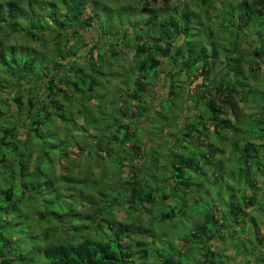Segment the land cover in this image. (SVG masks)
I'll list each match as a JSON object with an SVG mask.
<instances>
[{"label":"trees","instance_id":"obj_1","mask_svg":"<svg viewBox=\"0 0 264 264\" xmlns=\"http://www.w3.org/2000/svg\"><path fill=\"white\" fill-rule=\"evenodd\" d=\"M59 1L0 0V264H264V89L256 87L264 78L257 61L264 56V0H219L218 10L215 0H191L183 2L178 16L169 0H126L131 3L126 5L98 0L102 10L142 8L146 15L130 16L127 24H139L141 30L132 27L131 40L119 38L121 47L132 50L129 67L136 74L131 87L125 81L112 96L97 93L95 98L96 78L107 70L116 73L107 58L115 61L118 51L106 44L92 56L95 44L86 40L80 45H87L85 53L77 55L81 47L70 51V37L91 26L95 17H81V0ZM210 10L217 22L210 20ZM200 26L216 35L209 50L194 38ZM159 57L168 67L160 66ZM156 67L167 87L163 99L174 108L184 102L176 98L187 95L197 108L191 114L198 116L200 128L184 121L189 117L184 109L179 127L178 110L174 122L155 128L158 109H151L146 98V79L157 75ZM181 71L189 81L200 77L193 88L198 98L192 92L184 95ZM93 98L100 113L110 117L98 120L91 113L90 122L83 117L80 126L93 144L76 145L74 139L81 143L82 137L70 130L79 125L67 115H81L80 104ZM248 98L262 100L254 102L255 111L244 113L238 102ZM144 132L172 136L174 143L146 142ZM207 135L219 144L209 140L203 153L198 145ZM257 136L261 140H254ZM73 144L77 154L67 148ZM216 152H222L231 177L236 176L234 187L229 183L230 192L218 198V207L197 210L187 231L168 232L167 247L160 249L155 237L161 231L154 232L151 217L164 221L174 205L156 214L157 203L186 193L188 169L199 168L201 157ZM46 201L64 203L66 209L51 210ZM182 203L177 212L184 216ZM116 209L124 212L121 218ZM76 215L79 221L73 223ZM163 225L160 230L171 223ZM246 229L248 236L242 237Z\"/></svg>","mask_w":264,"mask_h":264},{"label":"rangeland","instance_id":"obj_2","mask_svg":"<svg viewBox=\"0 0 264 264\" xmlns=\"http://www.w3.org/2000/svg\"><path fill=\"white\" fill-rule=\"evenodd\" d=\"M58 2V5L60 3L59 0H56ZM82 3L81 5V17L83 15H87L88 14H92L93 17H95L94 22L91 23V26H87L86 28L83 29V32L81 31V29H79L78 34L76 33V36H74L73 38L70 37V43L69 46L67 47L70 51L75 52L76 48L81 47V50L78 52L79 54L77 55H81L83 53L86 52L87 50V45H81V41L82 40H86L88 41V43L91 44H95V49L92 50V56H94L95 54V50L97 51H101L104 49V47L106 46V44H109L110 49L112 48V50L118 51L117 56L115 57L116 60L113 61L112 59L107 58V60L113 62L112 66L114 68V71L116 70V73L114 74H110L109 70L106 71L107 75H99L96 80L97 83L93 85L92 88V97H96L97 93H103L105 95V97L108 96H112V91L115 90L116 88H118V86L124 87L125 81L128 84V87H131L132 85V75L136 74V72H134V69H132L133 67H129L130 64L132 63L131 57H132V50L129 47H121V41L120 39H124V40H131L134 36H135V32L138 31L140 32L141 28L139 26V24H134V25H128V19L130 18V16L134 17L132 19L136 20L137 17L135 16H139V17H145L146 12L144 9L140 8V9H131V8H127L128 12H129V16L128 14H125V12L127 10H124L126 8H123V10L121 8H117L113 7L109 8L108 10L105 9V7L101 8L102 4L100 2H98V0H95L94 2H92V0H81ZM123 4L122 5H126V3L128 1L126 0H122ZM191 0H169V4L173 5L176 4V6L174 7L175 9H173L171 12H173V14H176L178 16V12L180 10V8L183 5V2H187V4H189ZM35 4L36 1H33ZM102 2V1H101ZM131 2V1H130ZM224 2H227L226 0ZM234 2V1H233ZM129 3V2H128ZM160 3V2H158ZM112 2L109 1L107 2V5L111 6ZM114 4V3H113ZM131 4V3H129ZM224 5H226V3H223ZM221 2L219 0H215L214 1V6L215 8L217 7L218 9H222L221 6ZM223 5V6H224ZM190 6V5H189ZM47 7V6H46ZM121 9V11L119 10ZM201 14V8L198 9ZM222 15L225 14V11H221ZM210 14V20L212 22H217V17L216 15H214V11L210 10L209 11ZM78 20L82 21L80 17H78ZM139 20V19H138ZM220 20V19H219ZM89 21V19H88ZM134 27V30H132L131 28ZM129 29V32L126 33V30ZM195 30H197L198 35L199 36H195V39H200L203 40L202 43L205 44L208 47V50L211 47V42L213 41V38L216 37L213 35H210L208 33V29L205 27H199L198 28H194ZM132 30V31H131ZM113 31H117V33L113 32ZM82 33H84V35H82ZM210 35V36H208ZM83 37V38H82ZM188 39V37H187ZM238 39V38H236ZM218 40V39H217ZM176 43L178 41H175ZM200 43V44H202ZM187 44V42H186ZM189 44V43H188ZM199 44V45H200ZM119 49V50H118ZM77 55H75L74 57L76 58ZM86 55V54H84ZM161 58V63L160 66L165 68L168 67V65H166L165 63V59L162 57ZM81 59V58H80ZM79 60V59H78ZM106 60V61H107ZM80 63L81 60H79ZM258 65H259V72H261L262 70H264V56H261L258 60ZM198 64L200 63V61L197 62ZM159 66V67H160ZM105 67V66H104ZM132 70V74L130 73V70ZM157 71V75L154 76V78H150L148 77L146 79L147 81V87H149V90L147 91V95L146 98L149 99V101L152 103L153 108H157L158 109V113H156V115L154 116V126L155 128H160L163 124H168L170 122H174V116L175 113L179 111H181V113H177V120H176V126L179 127V124H181L183 122V118L181 117L182 114V110L184 109L185 112H187V114H189L188 118H185L184 121L186 123H190L193 122L192 125H194L195 128H200V123H195V121L197 120L198 116H194L191 114V112H195L197 110L195 103L193 100H190V98L187 97L186 93L188 92H192L195 93V95L197 96V98L199 97L198 91L194 90V86H196V84H198V82L200 81V77H196L194 79H192V81H189L188 78H184V74L181 71L178 74V78L181 80V83L183 85H185L184 87V95L185 98L180 95L178 96V98H176L177 102L183 101L181 103H178L174 108L173 105L169 104V101L167 99H163L166 96V83H164L163 79H162V73L159 71V68H153L152 71ZM261 70V71H260ZM118 72V73H117ZM150 72V71H149ZM153 74V73H152ZM114 75V76H112ZM107 82H104L103 80H106ZM102 82V83H101ZM257 82V86L259 89H264V78L261 77L258 79ZM122 84V85H121ZM96 95V96H95ZM259 95V94H257ZM91 99L90 101H84L83 104H80L81 107L84 109V112L81 111V115L80 114H74V115H67L69 119H73L75 121L78 122L77 125L75 126L73 129L71 128V133H73L74 136H81V143L79 142L78 138H75L74 141L75 143H77L76 145H80V146H84L87 145L88 147H91V145L93 144L92 140L89 139L88 135H86V131L83 130V128L80 126L82 124L81 121H83V117L85 118V121L88 120V122H90V116L91 113H93V115L95 117H98V120H103L106 119L107 116H109L107 113H100V111L98 110V106H96L95 104V99ZM162 99V100H160ZM257 100H262V99H257ZM257 100L253 99V98H248L247 102H245L243 99H240V101L238 102V104L241 106L242 112L247 113L250 111H255L256 107H254L253 105L255 104L254 102H257ZM186 103V104H185ZM159 107V108H158ZM183 110V111H184ZM91 111V112H90ZM197 112V111H196ZM116 116V114H115ZM221 116H224V114H222ZM227 116L232 119L231 114H227ZM110 117V116H109ZM252 119V116H251ZM254 120V119H253ZM255 122V121H254ZM262 122L264 123V116L262 118ZM94 123V122H93ZM251 121L250 118H248V124L250 125ZM247 124V125H248ZM255 125L257 124L256 122L254 123ZM68 125V121L67 119L62 123V128L60 131H58L59 134L63 135L66 126ZM141 125L143 126V128L145 127V122H142ZM246 125V126H247ZM174 128H175V124L173 127L172 132H174ZM87 130V129H85ZM91 128L89 127V132H91ZM154 130V129H153ZM166 129H162V132H166ZM157 131V130H155ZM176 132L178 133V131L176 130ZM93 133V132H91ZM207 133V132H206ZM179 134V133H178ZM202 135V133H201ZM147 133L144 132V139L147 138L146 142H149L148 140H158L159 142L161 141L164 145L166 146H171L174 143V139L172 136H168V137H159L158 138L155 135L152 136H148ZM162 139V140H161ZM210 141H215V144H219V141H217L216 137L214 139L213 136H206L205 140H201L200 141V145H198L199 151L206 153L207 152V144ZM254 140H261V137H255ZM210 143V142H209ZM76 145H69L67 148L71 153L77 152V148ZM91 149V148H90ZM77 154V153H74ZM210 157H201L200 160L198 161V166L199 168H195L193 167L192 169H188V180L187 183H189L188 185V190L187 192L183 193V192H179L177 194H172L169 195V197L167 199H165V202L160 204L157 203V206L154 210V213H158L160 211H165L168 210L169 208L172 207V205H174V209H173V213L170 214L169 218L163 220H159L158 221V217L155 214H152L151 220L153 225L151 226L154 229V232H160L155 240V244L157 246H160V249H164L165 247H167L168 244V237L170 233H173V235H175L176 233L182 234L184 231H187V226L189 225V223H192V221H196L197 220V210L200 211H205L207 210L209 207H213V206H217L218 207V203L217 200L220 197H224L225 195H228V192H230V184L234 187V182L233 179L236 178L235 177H231L230 174V168H228L227 162L223 161L222 158V152H216L215 154H210ZM82 156H80L79 158V163L76 162L75 166L77 167V163L80 167H82ZM209 163L208 162H211ZM85 166V165H84ZM199 169V170H198ZM81 170V168H80ZM126 170V168L124 169ZM185 172V175L187 176ZM184 175V176H185ZM236 175V173H235ZM172 180V179H171ZM176 181H183L184 179L180 178V180L175 179ZM230 183V184H229ZM167 187L170 186V183H166L165 184ZM167 190V188H165ZM179 189H182V186H179ZM244 187L240 186V190L244 191ZM62 191H64L62 189ZM191 196H193V198L196 199V201L193 203L191 202ZM69 199V197H64ZM62 199V198H60ZM59 200V198H58ZM185 200V204H186V208H185V212H184V216L180 213L177 212L178 209L183 205L182 202H184ZM49 201V198H48ZM47 202V206H51V207H47L50 208L51 210H60L62 208L66 209L64 207V203H59V202H55V203H51ZM214 203V205H213ZM83 207V203H81L80 207ZM85 206V203H84ZM189 206H191L193 209H191ZM76 207V206H75ZM76 209H80L79 207ZM196 211V212H195ZM247 211L249 214H252V212H250L249 208H247ZM124 212L122 210L116 209L115 210V215L117 218H121L124 214ZM154 216V217H153ZM78 216L76 215L74 217V219L72 220L73 223H75V221H79V218H77ZM187 217V218H186ZM166 223H171V225L168 226V229L166 227H163L165 230H160V225L161 226H165L163 224ZM247 225V224H246ZM259 232L263 231L262 225L259 224ZM242 237L248 236V231L246 229V231L244 232V234L241 235ZM240 237V235H239ZM177 246H179V244L175 243ZM219 245V240H216L214 242V246ZM262 247H264V242L261 244ZM226 252V251H225ZM222 253V255H224V253ZM223 257V256H222Z\"/></svg>","mask_w":264,"mask_h":264}]
</instances>
